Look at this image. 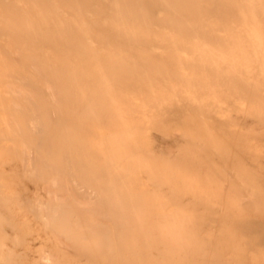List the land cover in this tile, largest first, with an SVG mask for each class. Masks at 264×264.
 Returning a JSON list of instances; mask_svg holds the SVG:
<instances>
[{
  "label": "rangeland",
  "instance_id": "obj_1",
  "mask_svg": "<svg viewBox=\"0 0 264 264\" xmlns=\"http://www.w3.org/2000/svg\"><path fill=\"white\" fill-rule=\"evenodd\" d=\"M0 264H264V0H0Z\"/></svg>",
  "mask_w": 264,
  "mask_h": 264
}]
</instances>
